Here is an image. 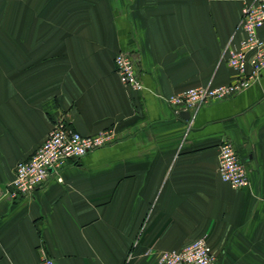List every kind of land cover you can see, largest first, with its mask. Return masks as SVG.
<instances>
[{
    "label": "crops",
    "instance_id": "0c3cea01",
    "mask_svg": "<svg viewBox=\"0 0 264 264\" xmlns=\"http://www.w3.org/2000/svg\"><path fill=\"white\" fill-rule=\"evenodd\" d=\"M250 1L0 0V264H44L43 252L55 264H156L201 237L216 264H264V72L202 105L190 128L169 102L237 79L226 47ZM120 51L142 90L122 83ZM59 119L115 140L12 198L17 163ZM224 141L249 186L222 180Z\"/></svg>",
    "mask_w": 264,
    "mask_h": 264
},
{
    "label": "built area",
    "instance_id": "2783aa9c",
    "mask_svg": "<svg viewBox=\"0 0 264 264\" xmlns=\"http://www.w3.org/2000/svg\"><path fill=\"white\" fill-rule=\"evenodd\" d=\"M264 27V0H252L243 8L238 26L241 39L237 45L233 40L226 47L228 63L238 77L234 82L219 86H199L189 88L172 95L169 102L176 113L189 112L188 128L192 116L204 104L223 100L246 90L257 83L264 72V37L260 29ZM116 71L125 86L142 90L135 65V59L129 52L120 51L115 56ZM115 135L111 129L101 130L94 135H84L70 127L64 119L53 125L45 141L26 159L16 165L15 177L10 183V195L17 199L32 195L48 179L51 172L63 181L61 170L71 161L78 160L87 153L112 143ZM218 172L225 182L238 189L249 186L250 180L246 164L241 159L232 142L224 141L218 148ZM44 264H55L45 252ZM217 256L206 237L194 240L180 250H167L159 254L156 264H216Z\"/></svg>",
    "mask_w": 264,
    "mask_h": 264
},
{
    "label": "water",
    "instance_id": "95a60500",
    "mask_svg": "<svg viewBox=\"0 0 264 264\" xmlns=\"http://www.w3.org/2000/svg\"><path fill=\"white\" fill-rule=\"evenodd\" d=\"M181 115H182L184 118H186V119H188V118L190 117L188 111H182V112H181Z\"/></svg>",
    "mask_w": 264,
    "mask_h": 264
},
{
    "label": "rangeland",
    "instance_id": "374dc122",
    "mask_svg": "<svg viewBox=\"0 0 264 264\" xmlns=\"http://www.w3.org/2000/svg\"><path fill=\"white\" fill-rule=\"evenodd\" d=\"M229 44H230V41H229L228 45H229ZM228 45H227V46H228ZM208 86H209V85H208Z\"/></svg>",
    "mask_w": 264,
    "mask_h": 264
}]
</instances>
